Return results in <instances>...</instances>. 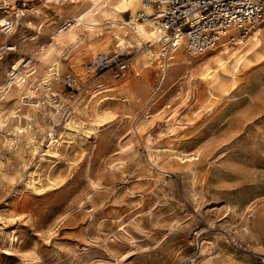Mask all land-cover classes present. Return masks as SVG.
<instances>
[{
  "label": "rangeland",
  "instance_id": "1",
  "mask_svg": "<svg viewBox=\"0 0 264 264\" xmlns=\"http://www.w3.org/2000/svg\"><path fill=\"white\" fill-rule=\"evenodd\" d=\"M41 3L0 31V44L16 45L0 54L1 84L30 58L19 92L38 101L19 104L12 82L0 94V264H264V219L252 228L264 200V38L236 44L249 53L233 72L211 60L217 51L184 46L145 65L154 44L117 47L100 19L53 55L58 71L44 82L41 52L66 17ZM95 112L101 125L86 138ZM70 116L83 124L66 135ZM58 132L72 143L42 155Z\"/></svg>",
  "mask_w": 264,
  "mask_h": 264
},
{
  "label": "bare ground",
  "instance_id": "2",
  "mask_svg": "<svg viewBox=\"0 0 264 264\" xmlns=\"http://www.w3.org/2000/svg\"><path fill=\"white\" fill-rule=\"evenodd\" d=\"M4 1L8 3L11 0ZM41 4L43 7L55 6L58 12L63 13L64 17L70 18L68 27L66 29H61L60 27L56 28V30L54 31L55 35L51 36L52 42H50L45 50L41 52L39 61L47 65L43 75L44 82H47V80L52 78V76L54 77L56 75V72L58 71L59 60L57 58H53V55L60 52L62 46H64L65 44L69 45L77 41L79 37V27L92 31L100 24L98 22L100 19L106 20L110 23L111 26H114L113 37L115 39V42H117V47L124 48L126 43L141 44L143 41L151 42L154 44V48H148L145 52L146 58L143 61L145 65L149 63V60L152 57L160 58L161 56H163V59H165V61L173 58L174 55H170L171 52H175L178 57H182L185 55L181 50V48L184 46L183 44H181V42L175 47L168 46L167 43L169 37L167 32H165L163 29H160L154 22V19L151 17V14L153 13V7L151 5L144 4L142 0H69L66 3H62L60 0H42ZM139 10L143 11L145 15L142 20L138 19ZM41 12V10L36 9L37 14H40ZM125 12H129V20L123 17V13ZM11 13L12 10L10 8L0 7V22L3 20V17L5 15L11 16ZM37 14L35 16H37ZM12 18L15 19L16 17L13 16ZM20 18H22V16ZM38 24L36 28L40 29L39 27H41V25H39L38 27ZM124 27H128L130 32L126 33ZM261 30L262 27L249 36V40L253 42V44L258 43V35H261V38H264V30H262L263 32ZM228 39V35L222 37L219 46H216L215 48L210 50L211 52L217 51L216 53H214V57L211 60L215 62L217 67L221 68L222 70L229 69L231 72H233L240 64V62L244 59V57L249 53V48L242 49L241 45V48L235 47L236 44H230ZM165 44H167V46H164ZM167 47L170 48V50H168ZM192 54L197 55L195 53ZM22 62H24V60L22 61L21 58H19L15 60L13 64V67L17 69V73L14 76V79L7 80L6 78L4 85L1 84L2 82L0 81V94L12 82L9 90L11 89V94H14L16 96V100L19 104L31 103L32 105L37 106L38 101L36 99L33 100L32 96L23 95L19 92L22 88L25 87L26 77L34 72L30 64L31 59H29V61L24 64ZM158 62H161V60H159ZM201 74L209 79H212V77L216 79L219 76L217 72H215V70H210L209 67H206V69H204ZM29 93L30 91H28V94ZM99 102L100 101L98 98L95 99V109L96 105ZM75 111L76 108H73V110L69 112V115L70 113L72 114ZM127 116L129 115L127 114ZM13 117H16V114L13 115ZM95 117L96 118L94 120V125L92 127L81 129L79 125L83 124L82 121L70 116V118L64 125L66 129L70 130L65 132L66 135L71 134L73 130L79 131L81 129L84 137H92V133L96 132V129L101 125V121L103 119L97 112H95ZM16 129L18 131L21 130L20 126H17ZM68 139L69 137H67L66 139L63 132H58L54 135H51L47 141V149L44 150L42 155H49L57 158L59 156L57 149L61 142L65 140L69 145L72 143L73 140ZM25 184L26 186L34 187V179H32L31 177V172L30 179H28ZM261 204V207H259V214H261L262 216L261 222L256 223V221L254 220L252 222V228L256 231H260L263 229L262 220L264 219V200H262ZM14 239L16 240L17 238L12 235V240ZM201 251L202 254L205 253L204 247H202ZM204 264L214 263L211 259H208L204 262Z\"/></svg>",
  "mask_w": 264,
  "mask_h": 264
},
{
  "label": "built area",
  "instance_id": "3",
  "mask_svg": "<svg viewBox=\"0 0 264 264\" xmlns=\"http://www.w3.org/2000/svg\"><path fill=\"white\" fill-rule=\"evenodd\" d=\"M60 1L66 3L69 0ZM142 2L153 7L151 17L160 29L167 32L169 47H175L181 42L188 51L195 54H202L219 46L221 38L226 35L229 36L230 44H240L264 23V0H142ZM0 7L13 11L12 16H5L0 22V31L4 34L14 30L18 24L17 18L25 16L27 11L32 10L29 0H11L8 3L3 0ZM138 12V18L142 19L145 16L144 12L140 10ZM13 16L16 18L13 19ZM69 19L65 18L62 21L61 29L68 27ZM15 49V44H0V54ZM103 59L104 63H108L105 57H102ZM126 66L124 60L119 61L114 75H122ZM16 73L17 69L12 64L6 73L7 80L14 79ZM65 83L72 87L74 80L70 75H66Z\"/></svg>",
  "mask_w": 264,
  "mask_h": 264
}]
</instances>
